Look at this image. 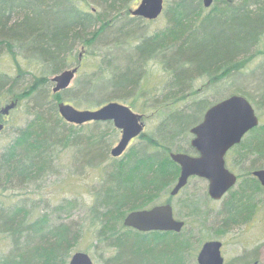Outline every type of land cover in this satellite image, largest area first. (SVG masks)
<instances>
[{
  "label": "trees",
  "instance_id": "obj_1",
  "mask_svg": "<svg viewBox=\"0 0 264 264\" xmlns=\"http://www.w3.org/2000/svg\"><path fill=\"white\" fill-rule=\"evenodd\" d=\"M95 1L102 10L91 7L90 0H0V60L9 56L14 70L32 80L15 93L17 74L0 69V109L18 100L10 112L13 114L23 101H29L24 104V123L0 152V235L11 239V248L0 257V264H68L90 230L96 248L110 254L104 257L107 264H190V257H196L200 247L194 244L198 239L201 242L199 236L188 233V218L201 214L196 195L185 199L189 209L184 215L179 208L175 210L185 221L180 232L139 231L126 226L125 217L133 210L172 203L171 190L180 175V165L170 153L196 154L190 129L203 120L213 104L239 94L256 110L264 111V86H255L254 95L245 88L230 89L231 93L214 102L198 98L202 86L194 88L203 78L208 87L221 85L258 54L256 49L264 34V0H214L210 8L204 6V0H165L167 25L151 36L138 37L137 44L131 38L137 32L136 25L144 20L132 16V1ZM120 22L131 46L120 57L125 59L123 65L111 61L106 65V77L94 74L80 78L74 94L68 88L54 93L51 78L80 66L87 52L95 55V44L114 35V27ZM105 43L110 48L118 45L117 40ZM151 63L161 65L168 75L162 92L157 86L148 89L142 85ZM102 67L104 63L99 66L104 74ZM141 91L152 93L150 102ZM95 94L100 99L93 103L90 98ZM116 100H126L136 112L151 110L161 120L154 132L140 135L142 144L105 166L89 207L88 222L74 218L77 201L54 204L29 196L32 188L39 190L42 182L59 173L63 150L75 148L73 162L82 155L89 165L104 163L111 153L106 132L95 127L90 134H82L80 125L61 116L58 104L65 101L77 108L97 109ZM2 101L6 103L1 105ZM98 123L115 130L111 121H96L95 126ZM227 158L238 182L219 209L222 227L239 219L249 220L262 203L257 202L256 195L263 193L264 187L253 171L264 168V121L250 130ZM7 191L22 196L12 201ZM162 194H167V199L163 200ZM204 210L210 212L207 203Z\"/></svg>",
  "mask_w": 264,
  "mask_h": 264
},
{
  "label": "rangeland",
  "instance_id": "obj_2",
  "mask_svg": "<svg viewBox=\"0 0 264 264\" xmlns=\"http://www.w3.org/2000/svg\"><path fill=\"white\" fill-rule=\"evenodd\" d=\"M92 3L91 7H98L102 10V7L96 3H93V0H90ZM132 9H135L140 0H131ZM90 7V8H91ZM96 9V8H95ZM143 22H140V25H136V34H133L132 43H138L139 38L141 36H151L155 32L163 29L167 25V18L164 14H161L156 20L148 21L143 19ZM121 22L118 23L114 27L115 34L108 37V39L100 40L94 46L95 55L93 53L87 52L86 55L80 60V69L77 72L75 79L73 80L71 86L68 89L70 90V94H74V89L77 90L79 79L83 78L86 75H96L99 76L104 75L106 77V65H109L111 61L117 62L119 65H123L125 59H120L122 55L128 53L130 50V42H126L125 40L127 34L126 28H122ZM121 27V30L119 28ZM120 33L116 35L117 33ZM122 32V33H121ZM112 40L118 42L113 48L107 46L104 42H111ZM119 42L122 44L119 45ZM81 49V48H79ZM78 49V50H79ZM126 52H122L125 51ZM258 53L256 56L250 57L247 61H245L244 69L241 72L234 73L229 75L227 80L221 83V85L214 84L212 86L205 85V79H199L196 81L194 88L199 89L201 86L204 88L200 91L198 98H208L209 101L214 102L220 100V98H224L226 94L230 92V89H244L247 91L249 95L255 94V86L263 87L264 86V34L261 38L260 43L257 47ZM255 50V51H256ZM254 51V52H255ZM260 51V52H259ZM255 54V53H254ZM253 55V54H252ZM104 61V62H103ZM127 62V61H126ZM104 63V67H102L104 74L100 71V64ZM99 64V66H98ZM27 65V64H26ZM33 70V66H30ZM97 68V69H96ZM0 69L5 70L16 76V81L18 85L15 86V93L22 91L23 88L30 85L32 80L31 77L26 74H19L14 70L13 62L9 58V56L4 55L0 60ZM149 73L143 77V84L147 86L148 89H151L155 86L160 88L162 92L165 86V77L167 79L168 75L165 76V71L161 67V65H157L155 63H151L148 65ZM35 71V70H33ZM111 72V71H110ZM15 81V83H16ZM78 83V84H77ZM205 85V86H204ZM241 85V86H240ZM204 86V87H203ZM101 87V86H100ZM256 89V90H257ZM235 92V91H232ZM231 93V92H230ZM144 99L147 97L150 100L152 99V93L144 92L142 93ZM255 98V97H254ZM91 102L95 103L100 99L99 94H95L91 96ZM126 105H129V102L126 100H116ZM6 102L2 101L1 105H4ZM29 101L25 100L22 102L23 106H20L17 112L11 113L5 119H1V122L4 123L5 128L0 131V152L3 150L6 143L10 140L12 136H14V132H16V128L21 126V124L25 121V105L28 104ZM138 103L143 104V100L140 98ZM184 103H181L179 106H182ZM151 110H146L145 112L137 111V113L142 114L145 122V133L154 132L156 130L157 125L159 124L161 117L159 115H155L150 112ZM261 122L264 121V111L256 110ZM81 126L82 134H90V132L96 127L97 131H104L108 135L107 145L111 150L114 146H116L121 138V132L115 127V130H111V127L107 126L106 123H98L95 126V122L84 123ZM117 129V130H116ZM190 138H193L191 134ZM143 139L138 136L136 137L128 146L125 152H128L132 147L139 146L142 144ZM86 150V149H85ZM75 148L65 149L60 154V162H61V170L57 175L48 177L44 182H42L39 190H33V188L29 191V196H32L35 199H46L49 202L54 204H58L60 201L73 200L77 201V207L74 211V218L86 219L88 222V213H90L91 204L94 202V193L95 189L98 188L101 184V180L104 176V168L108 166L113 157L111 153L106 158L107 160L102 164L94 163L93 165H89L85 162L84 157L81 155V158L78 159L75 163L74 160ZM120 158V157H116ZM228 160V158H227ZM39 183V182H37ZM37 188V187H36ZM16 193V192H15ZM6 195H10L12 201H15L19 198L21 194H14L13 191L5 192ZM206 194H208V181L204 178L193 177L190 180L186 188H184L179 194L173 197L172 204L175 207L177 212V208L181 211V214L184 215L189 207L187 208L184 205V201L190 195L195 196L196 202H198V209H200V216H191L188 218V233L193 235L194 237L199 236L201 242L197 240V243L194 244L196 248L197 245H201L209 240L216 239L223 242V255L228 260L229 264H253L254 259L252 258V254H247L246 257L236 259L243 254H246L249 251H254L259 249L258 260L255 264H264V192H258L257 202L261 201L258 210L252 214V217L242 222V220H238L232 223L230 226L222 227L221 225V217L222 214L219 213V209L223 206V200H213L208 197L205 198ZM22 196V195H21ZM167 194H162L163 200L166 198ZM224 199V198H223ZM208 204L210 208V212H206L204 207ZM181 204V206H178ZM90 207V208H89ZM41 207L36 209V213L40 212ZM177 214L178 218H181L180 215ZM250 216V215H249ZM198 226V227H197ZM197 227V228H196ZM195 234H194V233ZM196 232L198 234H196ZM94 233L92 230L87 231L83 238H81L80 242L76 246L74 252L76 251H85L88 252L95 264H107L104 260L105 256L110 255L108 252H102L101 249L96 248V241ZM193 245V239H192ZM200 247L196 250V255L200 249ZM11 248V239L7 235H0V257L7 253ZM112 253V251H111ZM190 264H197L195 261V257L192 254L189 260Z\"/></svg>",
  "mask_w": 264,
  "mask_h": 264
},
{
  "label": "water",
  "instance_id": "obj_3",
  "mask_svg": "<svg viewBox=\"0 0 264 264\" xmlns=\"http://www.w3.org/2000/svg\"><path fill=\"white\" fill-rule=\"evenodd\" d=\"M214 0H204L210 7ZM165 0H141L136 9L131 10L133 16L148 20L157 19L164 10ZM79 66L67 68L51 78L54 83L53 92L69 88L76 77ZM18 105V100L5 104L0 115H9ZM59 113L69 123L82 125L93 121H113L121 131V138L111 149L113 157H120L127 150L131 141L144 132L143 115L135 112L130 106L119 101H110L97 109H81L62 101L58 104ZM260 124V117L251 101L243 95L233 94L213 104L204 114L203 120L190 129L193 134L191 145L197 155L187 152H171L173 161L180 165L181 172L175 186L171 190L173 196L187 185L190 177L198 176L208 181V193L214 200L222 199L233 188L238 176L226 164V155L235 145L241 143L243 137ZM5 125L0 122V131ZM264 186V168L253 171ZM126 226L139 231H175L180 232L185 221L175 216L171 203L153 205L150 208L133 210L124 220ZM222 242L206 241L198 255L200 264H223ZM68 264H95L91 255L85 251L73 253Z\"/></svg>",
  "mask_w": 264,
  "mask_h": 264
},
{
  "label": "flooded vegetation",
  "instance_id": "obj_4",
  "mask_svg": "<svg viewBox=\"0 0 264 264\" xmlns=\"http://www.w3.org/2000/svg\"><path fill=\"white\" fill-rule=\"evenodd\" d=\"M6 117H3V118H0V120L1 119H5ZM227 157H228V154L226 155V160H227ZM182 191V190H181ZM180 191V192H181ZM179 192V193H180ZM178 193V194H179ZM225 197V196H224ZM223 200V199H222ZM174 211H175V207H174ZM176 214V213H175ZM177 216V215H176ZM180 219V218H179ZM209 240H212V239H209ZM209 240H207V241H209ZM213 240H216V239H213ZM222 242V241H221ZM204 244V243H203ZM203 244L201 245V247H200V249H199V251H198V253H197V256L195 257V261L197 262V264H200L199 263V261H198V255H199V252H200V250H201V248H202V246H203ZM223 242H222V248H221V251H222V256L224 257V263L223 264H229L230 262H232V260L228 263V260L225 258V256L223 255ZM259 249H257V250H254V251H249V252H247L246 254H243L242 256H240V257H238V258H236V259H239V261L241 260V258H243V257H246V255L247 254H252V258L254 259V263L253 264H255L257 261H259L258 260V256H259V251H258Z\"/></svg>",
  "mask_w": 264,
  "mask_h": 264
}]
</instances>
